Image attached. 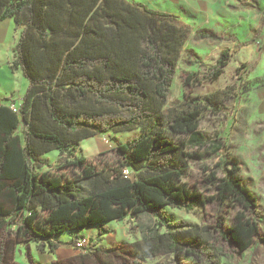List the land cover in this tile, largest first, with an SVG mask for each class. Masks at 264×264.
Masks as SVG:
<instances>
[{"label":"trees","instance_id":"trees-1","mask_svg":"<svg viewBox=\"0 0 264 264\" xmlns=\"http://www.w3.org/2000/svg\"><path fill=\"white\" fill-rule=\"evenodd\" d=\"M6 18L20 28L11 67L28 84L17 110L0 104V233L7 228L20 242L46 241L52 250L63 232L74 231L76 239L98 225L99 239L109 232L106 222L147 212L156 222L127 251L135 264L160 253L179 263L187 256V264H222L253 245L262 220L258 199L228 157L224 137L199 126L213 107L210 97L184 95L164 108L190 24L132 0H0V22ZM202 38L219 36L193 34ZM228 61V48L211 64L195 55L191 63L202 70L181 81L211 82ZM146 120L148 131L115 145L110 167L75 155L91 135ZM51 150L65 154L63 164L57 172L40 170ZM192 165L203 187L188 178ZM65 167L71 172H59ZM209 204L231 210L212 224L166 216L167 206L190 212Z\"/></svg>","mask_w":264,"mask_h":264},{"label":"rangeland","instance_id":"rangeland-1","mask_svg":"<svg viewBox=\"0 0 264 264\" xmlns=\"http://www.w3.org/2000/svg\"><path fill=\"white\" fill-rule=\"evenodd\" d=\"M179 12V17L192 24V28L175 56V76L164 108L182 100L184 95L210 97L213 107L206 110L200 121V129L204 133H218L224 137L227 155L237 160L238 174L256 195L262 216L259 235L253 245L231 258L222 257L221 263L264 264V0H187L185 8ZM9 19L10 25L6 21L0 23L9 26L6 41L0 43V102L18 107L19 93L5 90L10 83L18 84L20 79L18 69H13L10 64L20 28L16 29L13 19ZM207 21L211 26L207 27ZM199 29L212 31L219 38L195 40L193 34ZM223 48L229 49V61L218 78L211 82L182 83L180 77L184 73L202 70L198 62L191 63L195 55L201 62L211 64ZM189 52L194 55H188ZM243 64L245 67L239 68ZM151 125L152 121L146 120L130 129L91 135L79 142L75 155L87 157L97 165L110 167L115 160L112 153L115 145L145 133ZM43 157L49 166L40 170L57 172L56 167L63 164L65 154L51 150ZM204 160L214 163L217 158L211 161L210 157H205ZM59 172L71 171L65 167L60 168ZM188 178L199 181L203 187L202 173L197 165L191 166ZM82 184L86 189L87 182L83 181ZM227 210L231 208L218 204H209L203 210L190 212L169 206L165 208L169 219L182 218L197 224H212L216 215H227ZM155 222L156 218L147 212L139 214L133 221L129 220L122 232L115 228L114 222V240L112 238L104 242L103 237L101 246H94L96 242L92 241L91 249L87 252L78 250L72 256L63 258H54L45 253L50 252L46 242H20L6 228L0 233V246L4 253L2 264H135L127 251H132V245L140 242L142 234ZM163 230L164 227L161 228ZM60 237L67 238L68 231L61 233ZM94 248H111L115 254ZM179 260L181 263L172 254L160 253L144 259L141 264H187L191 259L180 256Z\"/></svg>","mask_w":264,"mask_h":264},{"label":"crops","instance_id":"crops-1","mask_svg":"<svg viewBox=\"0 0 264 264\" xmlns=\"http://www.w3.org/2000/svg\"><path fill=\"white\" fill-rule=\"evenodd\" d=\"M132 1L143 3L147 7L158 10V11H165L168 13L176 14V15H178V18L180 21L188 23L186 21H183L181 19V17H179V14H180L179 11L181 8H185V1H187V0H132ZM5 21L7 22L8 25H10L11 21L9 18L2 20L0 23L5 22ZM188 24H190V23H188ZM210 24L211 23H209V21L206 22L207 27L211 26ZM190 25L192 26V24H190ZM8 30H9V26L7 27L5 24L0 25V43L6 41ZM14 69H18V71H19V74H20L19 83L18 84L10 83L8 86H6L5 90H9L10 92H13V93L18 92L20 100H21L23 94L25 93V89L27 87L28 81L26 78H24L22 76V72L19 68H14ZM5 70H7V69H5ZM13 78H15V76ZM0 104H7V103L0 102ZM135 218H137V217H126L123 220H111V221L106 222L105 225L109 227V232L100 236L99 239H96L97 238L96 236L98 233V227H99L98 225H92V226L85 227L83 230H81L77 234L85 235L86 237L90 238L91 241L96 242L94 246H101L100 244H102L104 242H108L112 238H113L112 240L115 239L116 236L112 235L116 231L115 228L120 229L122 232L124 230V228L128 225L127 222L129 220L133 221ZM114 222H116V225H115V228H112ZM75 234L76 233L74 231L68 232V237L65 239H61L60 234L57 235L55 237V241L57 242L56 245L53 247L52 250H50L48 247L50 252L45 251V253L51 254L52 257H54V258H63V257H67V256H72L73 254H75V252L78 251L77 249H73V245H72V239H73ZM103 237L105 239L104 242L102 241ZM33 242H35V241H30L29 243H33ZM44 242H46V241H44ZM36 243H43V242H36ZM47 245H48V243H47ZM50 260H52V258Z\"/></svg>","mask_w":264,"mask_h":264},{"label":"built area","instance_id":"built-area-1","mask_svg":"<svg viewBox=\"0 0 264 264\" xmlns=\"http://www.w3.org/2000/svg\"><path fill=\"white\" fill-rule=\"evenodd\" d=\"M10 107H12V109L15 111L17 110L18 107H14L13 105H11ZM123 173L128 175L129 174V169H124ZM91 239L86 237L85 235H80L78 236L76 239L72 240V245L74 248H76L77 250H81V251H87L88 249H91L90 245H91Z\"/></svg>","mask_w":264,"mask_h":264}]
</instances>
